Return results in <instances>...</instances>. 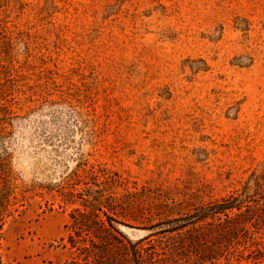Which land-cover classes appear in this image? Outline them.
<instances>
[{"label":"rangeland","instance_id":"374dc122","mask_svg":"<svg viewBox=\"0 0 264 264\" xmlns=\"http://www.w3.org/2000/svg\"><path fill=\"white\" fill-rule=\"evenodd\" d=\"M0 90L20 116L0 152L24 204L4 263L64 264L82 206L69 192L95 188L86 173L65 183L80 152L118 174L112 192L137 202L126 219L139 226L264 172V0H0ZM42 95L85 114L26 116Z\"/></svg>","mask_w":264,"mask_h":264},{"label":"trees","instance_id":"16d2710c","mask_svg":"<svg viewBox=\"0 0 264 264\" xmlns=\"http://www.w3.org/2000/svg\"><path fill=\"white\" fill-rule=\"evenodd\" d=\"M7 80L13 84L16 81L15 78ZM8 96V91L2 94L0 90V140L10 136L7 124H12L19 116L9 104L12 101ZM37 113L48 115L55 122L67 115L81 117L85 114L67 97L54 99L45 95L26 116ZM2 149L0 264H5L4 226L20 202L15 193L12 155L6 145ZM82 173L90 177L95 188L89 186L79 193L69 192L72 197H80L82 206L71 213L73 232L69 243L77 255L64 264H264V240L258 239L264 232V172L254 173V183L246 182L242 190L201 202L177 215L142 222L143 226L130 224L126 219L131 217L129 206L137 202L127 201L112 192L120 185L115 177L117 173L97 170L80 152L78 168L65 183L74 178L78 184L83 183ZM123 226L146 230L148 234L134 240Z\"/></svg>","mask_w":264,"mask_h":264}]
</instances>
